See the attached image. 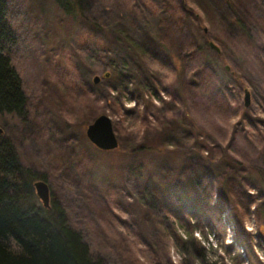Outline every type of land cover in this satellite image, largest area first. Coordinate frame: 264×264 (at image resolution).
<instances>
[{
	"label": "rangeland",
	"instance_id": "rangeland-1",
	"mask_svg": "<svg viewBox=\"0 0 264 264\" xmlns=\"http://www.w3.org/2000/svg\"><path fill=\"white\" fill-rule=\"evenodd\" d=\"M63 1L6 0L26 101L0 115V132L23 168L44 177L50 201L107 264H146L144 246L160 235L152 211L162 209L149 193L177 217L174 178L200 162L215 214L207 225L196 205L181 212L198 225L194 237L218 264H264V0H233L247 17L230 31L203 16L201 0ZM205 39L219 54L192 50ZM100 116L112 121L114 151L86 138ZM169 256L179 264L173 247Z\"/></svg>",
	"mask_w": 264,
	"mask_h": 264
},
{
	"label": "trees",
	"instance_id": "trees-1",
	"mask_svg": "<svg viewBox=\"0 0 264 264\" xmlns=\"http://www.w3.org/2000/svg\"><path fill=\"white\" fill-rule=\"evenodd\" d=\"M54 1L63 6V0ZM201 2L205 3L207 9L202 12L203 16L214 18V22L220 23L226 31L234 29V26L241 29L245 27L243 17H247V14L241 11L236 1ZM64 8L69 13V10ZM6 11V0H0V115L20 114L26 101L22 81L10 60L16 44V35L7 21ZM214 22L211 25H214ZM205 48H211L207 39L192 50L198 54L199 50ZM216 53L219 54L218 49ZM96 55L101 56V53L97 52ZM110 78L111 73L108 79ZM206 81L207 85L211 82L207 79ZM121 86V89L126 87L123 83ZM199 164L201 165L200 162H194L192 168L178 170L173 189L177 204L182 208L181 212H185L190 204H194L195 211L199 214V218L196 215L195 217L211 225L213 219L210 215L214 217L215 208L201 197L202 184L199 182L202 178L197 172L204 174L205 169ZM39 180L46 183L44 177L23 168L12 143L0 132V264H107L105 251L92 245L81 232L70 226L56 201H50L48 209L39 204L33 189V183ZM213 190L211 186V192ZM155 193L149 194L150 198L155 200L151 204L155 206L158 202L162 208L161 212L154 209L152 211L155 220L157 219L160 235L157 245L144 246L145 251L142 253H147L144 255L146 264H172L169 256L172 247L181 255L179 264H218L209 259L206 249L194 237V232L199 227L191 223V216H184L181 212L177 217L171 216L160 202L162 199L158 200ZM202 236L205 238L204 233ZM109 237L121 243L122 247L130 245L128 239H124L121 234L110 233ZM132 242L135 246L144 245L136 239ZM130 253L137 258L135 248H129L127 254Z\"/></svg>",
	"mask_w": 264,
	"mask_h": 264
},
{
	"label": "water",
	"instance_id": "water-1",
	"mask_svg": "<svg viewBox=\"0 0 264 264\" xmlns=\"http://www.w3.org/2000/svg\"><path fill=\"white\" fill-rule=\"evenodd\" d=\"M212 48L217 51V48L210 44ZM109 75H105L108 78ZM99 78H94L93 83L98 84ZM245 106L248 107L250 104V95L245 91ZM85 135L91 145L102 152H111L118 148V140L115 136L112 127V121L106 116H100L91 123L86 131ZM35 196L41 203L42 207L48 209L50 207V192L47 184L44 181H36L33 184Z\"/></svg>",
	"mask_w": 264,
	"mask_h": 264
}]
</instances>
